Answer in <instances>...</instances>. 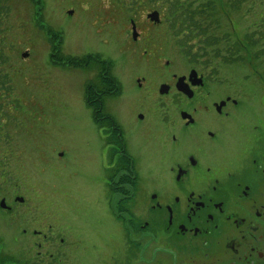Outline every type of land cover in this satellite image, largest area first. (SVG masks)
<instances>
[{"label":"flooded vegetation","instance_id":"obj_1","mask_svg":"<svg viewBox=\"0 0 264 264\" xmlns=\"http://www.w3.org/2000/svg\"><path fill=\"white\" fill-rule=\"evenodd\" d=\"M155 10L160 24L158 8L146 18ZM259 19L253 31L237 35L232 54L220 39L214 43L213 58L201 67L191 60L179 73L170 60L150 59L146 68L136 63L149 73L132 78L136 97L116 128L121 148L107 145L103 131L123 93L108 101L103 96L114 92L111 86L95 90L91 113L106 145L104 180L117 197L106 202L109 224L92 238H67L62 225L48 223V210L24 194L8 203L4 197L0 264H264V12ZM130 24L140 34L135 18ZM128 119L146 126L153 160L145 174L131 152ZM125 155L130 167L120 160ZM65 213L60 208L57 217Z\"/></svg>","mask_w":264,"mask_h":264},{"label":"rangeland","instance_id":"obj_2","mask_svg":"<svg viewBox=\"0 0 264 264\" xmlns=\"http://www.w3.org/2000/svg\"><path fill=\"white\" fill-rule=\"evenodd\" d=\"M2 1L10 12L0 24V49L6 59L1 71H8L12 93L0 87V201L5 197L12 202L16 194H24L29 203L48 210V223L62 225L67 238L95 236L109 224L106 202H117L116 192L104 180L106 145L93 122V107L86 102L87 86L98 81V86L114 88L104 100L123 93L115 102V115L107 111L117 124L123 122L136 97L132 78L147 76V61L170 60L179 73L191 67V60L201 67L218 48L206 44L211 39L207 37H219L220 47L228 50L239 42L237 35L253 31L264 12V0H176L177 13L196 12L202 26L209 27L205 37L194 33L187 38L180 34L181 26L178 31L172 28L171 3L164 0ZM154 8L161 10L160 24L146 18ZM130 18L139 24L138 42L132 40ZM90 53L101 54L113 64L120 90L102 81L95 65H79ZM139 62L145 68L135 66ZM226 70L234 73L236 67L226 64ZM127 121L126 128L132 129L131 152L145 174L153 160L146 150V126ZM60 208L66 213L59 219Z\"/></svg>","mask_w":264,"mask_h":264},{"label":"trees","instance_id":"obj_3","mask_svg":"<svg viewBox=\"0 0 264 264\" xmlns=\"http://www.w3.org/2000/svg\"><path fill=\"white\" fill-rule=\"evenodd\" d=\"M152 1H156V0H152ZM165 3L170 2L171 6L168 10L169 15H171L169 17V21L170 23H174L175 26H177V24L179 26H181L183 29H187L188 28V33H184V32H180V34L184 35L187 38H190L191 36H195L194 33H197V35L202 34L203 37H205V35L207 34L208 28L209 27H203L202 26V22L201 19L199 18V16H197L196 12H190V11H186L183 10L180 14L177 13L176 10V0H164ZM2 0H0V24L3 22L4 18L7 17V15H9L10 12V7L7 3H4ZM201 12V11H198ZM174 26V27H175ZM173 28V27H172ZM182 30V29H181ZM207 38H211L208 41L205 40L206 44L211 45L214 44L216 42L219 41V37H214L213 35H210ZM52 39V38H51ZM211 40V41H210ZM51 42L53 43L54 41L51 40ZM238 43V42H237ZM236 44V43H235ZM55 45H53V50H55ZM237 49L236 45H231V47L227 50L230 51V53L232 54L234 50ZM71 59L70 57H67L66 60ZM232 59V55L230 56H226V60ZM65 60V58H64ZM77 62V61H76ZM75 62V63H76ZM79 65H95V67L100 69V74L98 75L100 79H102V81L108 82L109 84H112L114 86H117L118 82L117 79L114 77L113 75V64L106 60L105 58H103V56L101 54H97V53H90L86 56V59H82L80 61ZM6 64V59L3 53V49H0V87L4 88L8 94H11L12 91L9 87L10 84V76L8 71L7 72H2L1 68L4 67ZM77 64V63H76ZM102 72V74H101ZM106 72L108 75V78H103V73ZM102 85L98 86V81L96 82H91L87 88H86V102L89 108H92L93 106V93L95 91L93 90H98V91H102L103 87H101ZM116 90H120L119 85L116 87ZM114 90V88H113ZM115 93H118L117 91ZM110 94V93H107ZM93 117L96 121V117L95 114L93 113ZM106 125L108 126V130L105 131L104 135V140L105 143L107 145H111L114 144L116 146H119L120 148L123 146L117 132L118 130L116 129L119 124L116 123L115 119L112 118L111 116L109 117L108 122H106ZM128 155L123 156L120 160L122 163H127L128 166H131V159L127 157Z\"/></svg>","mask_w":264,"mask_h":264},{"label":"water","instance_id":"obj_4","mask_svg":"<svg viewBox=\"0 0 264 264\" xmlns=\"http://www.w3.org/2000/svg\"><path fill=\"white\" fill-rule=\"evenodd\" d=\"M70 13H73V11H70ZM148 17L151 19V20H153V21H155V22H158L159 21V12L158 11H152L151 13H149L148 14ZM136 27L135 26H133V37L134 38H137V36H138V33L136 32V29H135ZM23 56L24 57H27L28 56V53L26 52V53H23ZM164 89V86H163V88H162V90ZM164 91V90H163ZM1 205H4L5 204V199H2L1 200Z\"/></svg>","mask_w":264,"mask_h":264}]
</instances>
